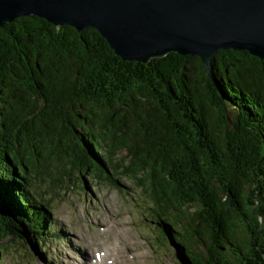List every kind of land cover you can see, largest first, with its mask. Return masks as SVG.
I'll use <instances>...</instances> for the list:
<instances>
[{
  "label": "trees",
  "instance_id": "trees-1",
  "mask_svg": "<svg viewBox=\"0 0 264 264\" xmlns=\"http://www.w3.org/2000/svg\"><path fill=\"white\" fill-rule=\"evenodd\" d=\"M212 66L227 123L197 57L123 61L94 29L36 16L4 23L1 254L15 241L47 253L59 236L33 178L64 191L86 175L142 191L179 264H264V60L220 50Z\"/></svg>",
  "mask_w": 264,
  "mask_h": 264
},
{
  "label": "water",
  "instance_id": "water-1",
  "mask_svg": "<svg viewBox=\"0 0 264 264\" xmlns=\"http://www.w3.org/2000/svg\"><path fill=\"white\" fill-rule=\"evenodd\" d=\"M22 16L94 29L123 61L147 63L170 52L197 57L226 123L231 107L214 81L213 55L246 51L264 60V0H0V27Z\"/></svg>",
  "mask_w": 264,
  "mask_h": 264
},
{
  "label": "rangeland",
  "instance_id": "rangeland-1",
  "mask_svg": "<svg viewBox=\"0 0 264 264\" xmlns=\"http://www.w3.org/2000/svg\"><path fill=\"white\" fill-rule=\"evenodd\" d=\"M123 154L117 156L118 162ZM50 168L53 173L54 164ZM78 178L83 183L75 179L64 191L53 189L48 175L33 178L30 189L37 198L50 199L48 212L59 236L51 233L46 239L47 253L11 242L0 252L3 264H89L94 252L104 264L109 257L103 258V250L121 264H179L175 246L160 237L155 222L146 214L149 201L129 179L118 180L119 191L86 175Z\"/></svg>",
  "mask_w": 264,
  "mask_h": 264
},
{
  "label": "bare ground",
  "instance_id": "bare-ground-1",
  "mask_svg": "<svg viewBox=\"0 0 264 264\" xmlns=\"http://www.w3.org/2000/svg\"><path fill=\"white\" fill-rule=\"evenodd\" d=\"M123 247V246H122ZM118 250V249H117ZM101 253V252H100ZM117 254H119L117 251H116ZM95 255H93L94 257L88 262L89 264H103L102 262H100L101 260L103 261V259L101 258V256L99 255V253L97 254V252H94ZM121 254V253H120ZM103 255V258L106 257L108 255L109 257V260L107 262H105L104 264H108V263H111L113 264V262H117L119 261L117 258H111L112 254L109 255L108 252H106L105 250H103L102 254ZM94 261V262H93ZM120 264H121V261H119Z\"/></svg>",
  "mask_w": 264,
  "mask_h": 264
}]
</instances>
